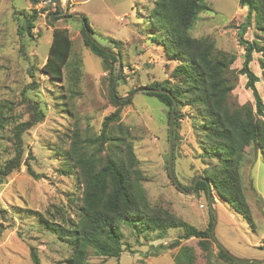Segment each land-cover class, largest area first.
I'll list each match as a JSON object with an SVG mask.
<instances>
[{
  "label": "rangeland",
  "instance_id": "374dc122",
  "mask_svg": "<svg viewBox=\"0 0 264 264\" xmlns=\"http://www.w3.org/2000/svg\"><path fill=\"white\" fill-rule=\"evenodd\" d=\"M60 1L62 14L86 16L95 40L107 49L120 51L122 69L114 86L119 97L163 81L176 65L153 39L146 21L153 0ZM204 1L209 9L198 14L189 32L198 38L210 37L217 49L235 54L231 71L238 74L244 53L238 41V26L244 21L247 8L240 7L238 0ZM34 10L38 14L31 34H18L20 11ZM58 12L59 7L48 4V0H0V103L9 101L21 121L29 118L27 107L33 105L31 100L37 101L46 113L42 122L22 135V164L0 182V264H34L31 248L37 252L40 264H66L71 254L69 245L44 229L40 222L41 217L47 218L51 213L57 216L56 207L63 206L67 214L73 215L71 199L77 202L80 190L73 171L66 170L62 157L53 149L63 145L65 133L70 134L76 121L80 131L88 128V132L97 133L104 115L114 109L110 100V72L102 58L85 44L83 23L78 19H61ZM51 15L54 21H50ZM58 27L69 32L72 40L69 66H77L78 74L70 78L65 69L64 78L52 81L42 73L41 66L46 60L52 31ZM256 33L259 32L251 25L243 38L253 40ZM259 57V53H253L249 66L261 77ZM113 67L115 77L118 62ZM237 76L230 100L253 103L251 90L245 87L246 76ZM31 81L35 82L33 87ZM255 85L264 100L262 77ZM70 87L76 90L72 96ZM146 92L130 96L131 102L122 108L120 123L130 131L138 166L146 177L142 184L150 204L169 210L200 230L207 229L209 222L215 220V237L228 251L237 257L262 260L255 263L264 264V161L258 148L246 149L239 168L242 190L253 219L250 225L226 202L214 197L209 203L208 195L192 188L210 159L202 157L196 142L199 138L186 107L181 108L178 138L173 140L172 166L174 177L184 190L175 185L168 173L167 109L156 96ZM11 135L9 127L2 133L0 160L13 154ZM28 167L34 174H30ZM121 230L124 249L121 255L105 257L90 248L88 264H175V255L182 246L194 248L200 257L204 253L197 238H181L182 228H170L162 233L122 222ZM175 240H180L177 247L168 248ZM209 241L212 263L229 264L217 259L218 245L214 240ZM196 264H203L198 256Z\"/></svg>",
  "mask_w": 264,
  "mask_h": 264
},
{
  "label": "trees",
  "instance_id": "16d2710c",
  "mask_svg": "<svg viewBox=\"0 0 264 264\" xmlns=\"http://www.w3.org/2000/svg\"><path fill=\"white\" fill-rule=\"evenodd\" d=\"M153 3L152 10L147 11L146 21L151 27L153 39L163 46L166 55L176 61V65L166 79L146 86L167 92L146 93L156 96L163 103L168 121L175 98L174 141L178 138L181 108L190 110V122L199 138L195 140L202 157L210 159L202 170L205 181L198 180L194 189L207 195L211 187V200L216 197L226 202L253 225L241 186L239 168L248 147L251 150L258 148L264 161V100L255 85L261 77L264 81V0H238L240 7L247 8V13L238 26V41L244 53L237 73L246 76L245 87L251 90L254 99L253 103L244 104L230 100L238 79V74L231 71V64L236 60L235 54L217 49L210 37L198 38L189 32L198 14L209 9L205 1L153 0ZM37 12L20 11L17 16L18 34H31ZM83 18L92 33L88 18ZM251 25L259 33L253 40L244 39L243 34ZM82 32L91 52L102 58L112 82L115 70L113 64L118 62L117 57L91 41L84 25ZM71 49L72 40L68 30L54 28L46 60L41 66L42 73L52 81L64 78L65 69H68L70 78L77 76L78 67L69 66ZM255 52L260 54L258 64L261 77L249 66ZM34 85L35 82L31 81L30 86ZM69 92L72 96L76 90L70 87ZM110 100L114 109L104 115L97 133L88 132V128L80 131L81 127L76 121L70 134L65 133L63 145L53 149L62 157L66 170L73 171L80 195L77 202L71 199V207L75 212L73 215L67 214L63 206L56 207L54 212L57 216L51 213L47 218L41 217L40 225L69 245L71 254L65 260L66 264H88L90 248L102 256L118 258L124 250L121 245L122 222L162 233L170 228H182L184 233L181 238H197L199 248L204 253L200 257L194 248L182 246L175 255L174 263L196 264L198 256L203 264H213L209 241L212 243L214 240L211 235L212 222H209L207 229L200 230L169 210L150 204L142 184L146 177L138 166L130 131L120 123L122 108L131 102V98L122 99L113 92L110 84ZM31 101L33 105L27 107L29 118L24 121L14 114L9 101L0 103V140L2 133L9 127L14 145L12 156L0 160V182L22 164L24 132L45 118L44 109L37 101ZM28 170L34 174L30 167ZM179 243L180 240H175L168 248H175ZM30 255L34 264H40L34 248H31ZM217 259L229 264H256L235 260L219 246Z\"/></svg>",
  "mask_w": 264,
  "mask_h": 264
},
{
  "label": "water",
  "instance_id": "95a60500",
  "mask_svg": "<svg viewBox=\"0 0 264 264\" xmlns=\"http://www.w3.org/2000/svg\"><path fill=\"white\" fill-rule=\"evenodd\" d=\"M55 3L58 7H59V12L56 14H59V18L61 19H65V18H71V19H78L80 20L84 27H85V32L88 35V37L90 38L91 41H93L94 43H96L100 48L104 49L105 51H107L108 53L114 55L117 57L118 59V70L116 72V75L112 81V89L114 92V86L115 83L119 77L120 71L122 69V61H121V56L119 53L112 51L110 49H107L106 47H104L103 45H101L98 41L95 40V38L93 37V34L90 32V30L87 28L86 26V22L83 18V16H66L63 13V8L61 6V1L60 0H48V4H53ZM55 19L53 18V15L50 16V21H54ZM142 91H152V92H167L166 90L163 89H158V88H149V87H143V88H138L136 90H134L132 93H130L129 95L122 97V99H126L129 98L130 96H132L133 94L137 93V92H142ZM175 107H176V100L175 98H173V106L171 109V113H170V119H169V125H168V141H169V152H168V173L170 178L173 180V182L175 183V185L181 189L184 190V188L177 182V180L174 177V173H173V122H174V113H175ZM198 180H204L205 178L203 177H198V179L195 181L193 189L195 188L196 183L198 182ZM192 189V190H193ZM208 201L209 203H211V187H209L208 189ZM212 209V208H211ZM215 220L212 222V228H211V235L214 239V241L216 242V244L220 247V249H222L228 256L232 257L235 260H239L242 262H262V260H258V259H247V258H241V257H237L235 255H233L230 251H228L219 241L218 239L215 237V232H214V228H215Z\"/></svg>",
  "mask_w": 264,
  "mask_h": 264
}]
</instances>
